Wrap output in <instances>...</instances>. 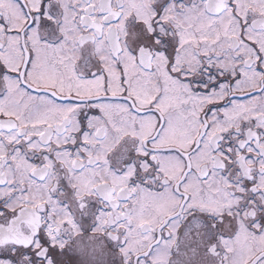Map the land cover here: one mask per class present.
Returning a JSON list of instances; mask_svg holds the SVG:
<instances>
[{
	"label": "snow or ice",
	"instance_id": "snow-or-ice-1",
	"mask_svg": "<svg viewBox=\"0 0 264 264\" xmlns=\"http://www.w3.org/2000/svg\"><path fill=\"white\" fill-rule=\"evenodd\" d=\"M0 264H264V0H0Z\"/></svg>",
	"mask_w": 264,
	"mask_h": 264
}]
</instances>
